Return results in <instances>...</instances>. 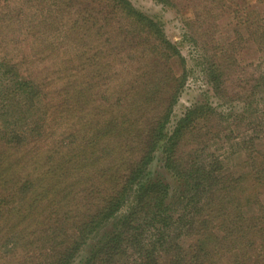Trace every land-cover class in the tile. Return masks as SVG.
Segmentation results:
<instances>
[{"label":"trees","instance_id":"16d2710c","mask_svg":"<svg viewBox=\"0 0 264 264\" xmlns=\"http://www.w3.org/2000/svg\"><path fill=\"white\" fill-rule=\"evenodd\" d=\"M49 1L32 25L45 28L33 44L73 53L95 11L88 4L81 23L60 40L47 29L59 26L65 5L71 7ZM157 1L171 6V0ZM112 2L114 13L128 20L113 36L129 55L116 44L100 64L90 57L83 85L69 98L67 126L59 129L65 138L33 157L24 150L35 137L22 124L39 120L36 110L46 109L45 98L33 99L44 87L18 78V66L4 57L11 92L0 91V125L7 130H0V264H73L85 248L91 252L84 264H264V123L253 118L254 105L242 107V117L197 104L172 126L186 61L156 19L128 0ZM230 10L235 38L217 47L219 60L209 58L203 70L218 91L238 69L237 44L264 56V11ZM85 31L95 41L104 38L96 27ZM130 61L140 67L131 69ZM255 80L253 96L264 104V71ZM39 131L40 139L44 125ZM20 148L19 166L8 157ZM160 151L174 187L151 177ZM115 221L116 231L92 248L90 241Z\"/></svg>","mask_w":264,"mask_h":264},{"label":"rangeland","instance_id":"374dc122","mask_svg":"<svg viewBox=\"0 0 264 264\" xmlns=\"http://www.w3.org/2000/svg\"><path fill=\"white\" fill-rule=\"evenodd\" d=\"M63 1L69 4L71 12L68 11V6L65 5V15L61 18L58 17L56 21L60 23L59 26L47 29L48 32H54L59 36L60 40L66 37V32L69 33L72 27L78 25H76L77 21H81L79 19L80 12L86 15L88 4H91L96 14L92 23L84 24L85 27H83L81 34L82 43L79 45L78 42L72 45L78 46L73 53L70 48L65 50L63 46H59L57 50L47 51L37 48L33 44L32 37L45 30V28L34 29L32 25L43 17L41 10L44 7L47 8L52 1L0 0V91L4 93L11 77L8 68L4 64V57L7 58V63L18 66L20 72L18 78L24 79L25 82L31 81L35 86L41 83L44 87V89H39L40 91L37 89L36 98L33 99L34 101L38 100L37 94H39L40 99L41 97L42 99L45 98L44 107L46 109L36 110V116H40L39 120H30V117H28V121L22 124V128L28 134H31V137H35L33 143L26 145L24 150L31 157L38 153L39 148L54 146L58 136H62V139L65 138L63 134H59V129L67 126L68 101L72 91L81 88V85H83L84 73L88 69L87 65L90 64V57H96L98 59L96 62L100 64L101 54H109L110 46L116 48V44H118L122 50L126 46L125 43H121V40L113 36L118 27L124 28L129 27V25L124 16H121L120 13H114L112 0ZM128 1L138 11L156 19L162 25L166 38L177 46L186 61L184 66L187 75L186 84L180 93L178 104L174 108L172 126L176 125L188 109L197 104L206 103H211L213 108H217V113L224 111L228 115L242 114V117H244L243 112L239 113V110L251 102L254 105L253 110L256 114V117L253 118L264 123V104L257 102L252 91V85L256 81L255 78L258 79L261 72L264 71V56L260 57L255 46L244 43L236 45L237 51H240L241 54L237 60L239 63L238 69L233 74L232 81L222 85L219 91L213 88L203 71L209 58L215 60L216 57L219 60L220 55L214 53L216 48L220 45L228 46L235 38L234 28L237 22L234 21L233 15L231 16L230 9L232 8L233 11H247V6H250L251 10L259 13L264 11V0H227L229 3L223 2V4H218L215 0H171V6L164 5L157 0ZM254 15L257 16V14ZM62 26H65V29H61ZM95 27L96 30H100L99 33H102L104 38L95 41L88 35V33L92 35L91 31H88V33L85 31L86 28L87 30H93ZM122 32L121 36H123ZM4 33L8 34L6 39H4ZM119 35L120 33L117 37ZM107 42L113 43L107 45ZM85 51H88V53L81 55ZM122 54L129 55V52L124 49ZM127 64H130L133 70L140 67V63L135 61H130ZM174 66L173 70L179 72V66L176 64ZM85 85H87V80ZM72 86L73 88L70 89L69 87ZM41 90H44V92ZM6 92H11V89H7ZM98 93L101 96L100 84ZM113 95L112 101H115L117 93ZM218 105L220 108H218ZM42 115L44 118H42ZM234 121L235 118L227 120L228 123H234ZM7 125L12 128L9 122ZM42 125H44V131H42L39 139L36 137L40 135L39 129ZM0 130L7 131L6 123L0 125ZM4 145L5 141L4 144H0V147ZM13 155L14 157H8V161L20 166L19 163L21 162L18 158L19 155H23V149L20 148L14 151ZM156 155L151 177L164 181L173 187L176 186L175 178L163 166L162 152L160 151ZM234 164H237V161ZM175 191L178 192V188ZM125 210L118 215V218L124 214ZM116 222L110 224L90 241L92 248L99 246L107 236L116 231ZM90 252L91 249L85 248L73 264H84ZM222 264H225V262Z\"/></svg>","mask_w":264,"mask_h":264}]
</instances>
